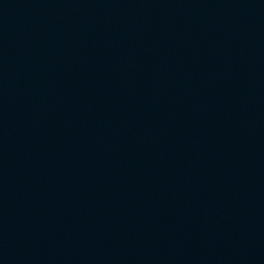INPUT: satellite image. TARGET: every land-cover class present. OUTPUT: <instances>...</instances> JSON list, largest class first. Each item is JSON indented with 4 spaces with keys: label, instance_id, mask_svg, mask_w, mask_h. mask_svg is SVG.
I'll list each match as a JSON object with an SVG mask.
<instances>
[{
    "label": "water",
    "instance_id": "95a60500",
    "mask_svg": "<svg viewBox=\"0 0 264 264\" xmlns=\"http://www.w3.org/2000/svg\"><path fill=\"white\" fill-rule=\"evenodd\" d=\"M0 264H264V0H0Z\"/></svg>",
    "mask_w": 264,
    "mask_h": 264
}]
</instances>
